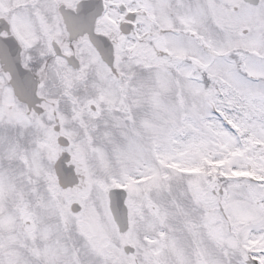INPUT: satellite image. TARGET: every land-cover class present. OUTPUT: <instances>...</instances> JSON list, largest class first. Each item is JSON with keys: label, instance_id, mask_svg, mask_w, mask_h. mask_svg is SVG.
<instances>
[{"label": "snow or ice", "instance_id": "snow-or-ice-1", "mask_svg": "<svg viewBox=\"0 0 264 264\" xmlns=\"http://www.w3.org/2000/svg\"><path fill=\"white\" fill-rule=\"evenodd\" d=\"M0 264H264V0H0Z\"/></svg>", "mask_w": 264, "mask_h": 264}]
</instances>
